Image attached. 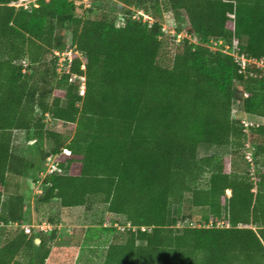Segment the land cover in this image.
<instances>
[{"label": "trees", "instance_id": "trees-1", "mask_svg": "<svg viewBox=\"0 0 264 264\" xmlns=\"http://www.w3.org/2000/svg\"><path fill=\"white\" fill-rule=\"evenodd\" d=\"M17 1L0 0V264H46L55 232L21 229L25 198L2 197L8 176L37 178L63 147L67 174L47 176L37 202L74 208L100 198L123 217L121 241L107 246L101 264H264V124L243 127L232 113L239 102L264 120V73L242 71L207 47L221 40L264 58V0H113L122 13L93 19L75 16L72 0ZM166 13L191 39L166 34ZM68 48L81 57L58 72L54 52ZM71 76L84 77L83 95ZM46 119L75 125L67 144ZM14 131H32L37 157L12 151ZM202 145L244 151L256 170L222 155L198 157ZM196 208L207 209L204 224L178 228Z\"/></svg>", "mask_w": 264, "mask_h": 264}, {"label": "rangeland", "instance_id": "rangeland-1", "mask_svg": "<svg viewBox=\"0 0 264 264\" xmlns=\"http://www.w3.org/2000/svg\"><path fill=\"white\" fill-rule=\"evenodd\" d=\"M75 3V16L81 18L93 19L99 17L101 14L118 15L122 13L124 8L113 0H72ZM35 0H18L15 5H23L27 7L35 6ZM81 7V8H79ZM92 9L93 12H88ZM130 11L135 16L137 9L131 8ZM134 12V13H133ZM119 24V23H118ZM162 25L168 31L175 30V28H182L184 34L186 27L180 24L175 14L166 13L162 18ZM70 34H65L66 45L69 44ZM170 45L167 43L162 51L160 57L161 64H167L170 57ZM69 53L59 54V63L62 65V60ZM70 55V54H69ZM47 58H50L48 56ZM60 67H58L59 69ZM264 73V71H263ZM239 90H242L241 84H236ZM232 113L234 117L240 119V124H246L248 127L264 124L263 119L254 116H247L242 111L241 104L234 102L232 106ZM46 129L59 134L62 137V145L67 144L72 138L75 130V125L69 123L59 122L53 119L45 120ZM30 136L24 131H14L12 133V151L23 157L38 156L37 142L35 139L29 140ZM51 142L46 143L45 150H49ZM198 157L209 155H222L234 161L237 169H246L253 174L256 167L249 161L251 159L249 154L241 151L235 155H229V152L224 147L202 145L197 151ZM45 163V162H44ZM44 167V165H42ZM43 169V168H42ZM41 170V169H40ZM36 174L30 172L27 177L8 176V186L4 191L2 200L7 199L10 193H20L26 201L25 220L20 226L21 229L29 231L34 234L37 231H44L47 238L51 233L55 232V237L52 242L48 243L51 251V256L46 264H101L104 258V253L107 246L112 242H120L121 236L124 234L127 223L121 216L109 214L106 211V205L102 204L100 198H90L88 203L82 207L62 208L58 200H52L49 204H41L37 202V197L40 194L36 193L38 186ZM31 181V185H29ZM34 181V182H33ZM41 181V180H40ZM44 182V181H43ZM43 182L41 184H43ZM31 186V188H30ZM45 190V189H44ZM229 195V191L226 192ZM173 212H176L174 207ZM191 216L178 220L176 226L178 228L189 226H200L204 224V216L207 215V209L196 208L190 213ZM211 221L207 224L210 226ZM217 225H223L218 222ZM15 229L16 225H12ZM115 229L114 231H103V229ZM2 236H0V241Z\"/></svg>", "mask_w": 264, "mask_h": 264}, {"label": "built area", "instance_id": "built-area-1", "mask_svg": "<svg viewBox=\"0 0 264 264\" xmlns=\"http://www.w3.org/2000/svg\"><path fill=\"white\" fill-rule=\"evenodd\" d=\"M24 7H26V6H24ZM138 14H142V12H138ZM144 19H148V17L144 16ZM163 29L166 30V28L164 26H163ZM168 33L171 36L175 35L177 42H179L182 38L191 39L190 36L184 34L183 32L176 33L175 30H172V31H168ZM195 42L196 41L194 40V43ZM207 47L210 48L211 50H220L224 54L232 56L242 71H244L250 65H254L256 68H259L262 71H264V58L255 59V58L248 57L245 54H241L236 49L234 43H233V46H230L221 40H218V41L211 40L209 45H207ZM60 53L62 55L66 54V53L70 54V55L67 54L68 57L65 56L63 58L62 65L59 63V54ZM54 54H55V56L58 57V67H60L59 69H57V71L62 72V70H64L65 73L69 72L68 65L71 62L73 55H76L77 57H81V55L78 52L74 51L71 48H68L64 52H57L56 51V52H54ZM65 63H67V65H65ZM82 68H84V67H82ZM74 80L79 81V93L81 95H83V93H84V77L71 76L70 81H74ZM243 125L245 127L248 126L244 123H243ZM60 155L69 156L70 155L69 149L63 147L60 149L59 153L49 155L46 158L45 163L43 164L44 167L39 172L38 177H37V183H38V186L36 189L37 194H42L44 192L45 187L48 186V185L41 184L47 176L56 175V174L57 175H66L67 174L66 171L60 167V160H59Z\"/></svg>", "mask_w": 264, "mask_h": 264}, {"label": "water", "instance_id": "water-1", "mask_svg": "<svg viewBox=\"0 0 264 264\" xmlns=\"http://www.w3.org/2000/svg\"><path fill=\"white\" fill-rule=\"evenodd\" d=\"M30 137H32V131L30 132ZM28 183H29V185H31V181H29ZM30 188H31V186H30Z\"/></svg>", "mask_w": 264, "mask_h": 264}, {"label": "crops", "instance_id": "crops-1", "mask_svg": "<svg viewBox=\"0 0 264 264\" xmlns=\"http://www.w3.org/2000/svg\"><path fill=\"white\" fill-rule=\"evenodd\" d=\"M51 254H52V253L50 252V255H49V257L51 256ZM48 259H49V258H48ZM46 262H47V261H46Z\"/></svg>", "mask_w": 264, "mask_h": 264}]
</instances>
